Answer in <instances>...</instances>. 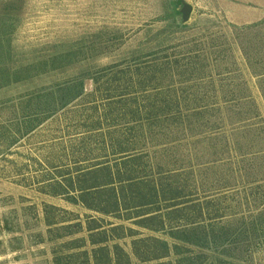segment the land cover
<instances>
[{
  "label": "rangeland",
  "instance_id": "obj_1",
  "mask_svg": "<svg viewBox=\"0 0 264 264\" xmlns=\"http://www.w3.org/2000/svg\"><path fill=\"white\" fill-rule=\"evenodd\" d=\"M183 4L191 7L186 23L181 15ZM218 44L222 45L219 50L224 57L214 62V58L222 57L213 50ZM159 46H177L179 58H186L196 46L198 50L202 48L212 74L188 79V74H181L183 68L155 75L142 70L134 75L135 90L139 89L138 81L149 82L155 76L153 85L160 84L164 98L170 93L166 92L167 86L175 91L169 101L215 104V116H206L205 121L211 120L228 131L231 122L249 119V128L243 134L248 132L257 138L246 139L243 135L240 140L243 152L264 150V0H0V264H54L55 252L76 240H84L83 247L75 251L63 247V254L87 252L89 263L94 264L92 252L97 246L91 245L88 232L92 219L101 226L99 232L107 233L108 243L101 247L109 249L112 264L117 262L115 245L127 254L129 264H156L135 258L132 244L134 240L166 239L165 236L140 229L135 220L93 213L65 195H54L52 186L58 175L73 168L71 160L75 156L71 144L76 140V131L65 128L76 122V114L45 123L37 132L24 137L21 104L27 92L54 86L80 74L93 75L109 67L121 70ZM168 55L172 52L161 57ZM64 56L68 60H64L63 70L14 83L15 72L21 67ZM142 58L141 61L149 60ZM226 69L232 74H225ZM85 82L86 92H93V83ZM230 91L237 98L242 95L243 103L226 106L224 94ZM143 98L137 102L149 103ZM192 141H187L190 144L187 149L199 152L216 149L226 160L217 166L214 175L198 172L207 168L195 169L197 183L203 179L214 183L215 188L216 184L236 186L226 203L239 212H247L248 208L255 212L257 188L261 185L264 190V183L252 185L251 181L264 178V156L256 158L252 170L244 159L242 164L234 155L231 161L226 156L236 153L233 136L221 137L210 147L204 144L191 147ZM117 227L124 230L112 232ZM130 230L137 234L128 237ZM60 236L61 239H56ZM169 259L175 264L174 256ZM169 259L162 263L167 264ZM84 260L80 258L78 263ZM228 261L264 264V238L258 241L250 236L243 243V256ZM207 262L219 261L210 258Z\"/></svg>",
  "mask_w": 264,
  "mask_h": 264
},
{
  "label": "trees",
  "instance_id": "obj_2",
  "mask_svg": "<svg viewBox=\"0 0 264 264\" xmlns=\"http://www.w3.org/2000/svg\"><path fill=\"white\" fill-rule=\"evenodd\" d=\"M220 46H213V50L222 56L221 59L220 56L214 58V62L224 57ZM177 49V46H159L143 57L149 58L148 61H141L142 57L138 56L121 70L109 67L93 75L80 74L54 86L25 93L21 104L23 136L34 134L45 123L62 119V116L66 119V114H76V122L65 128L76 131V140L71 144L75 156L71 160L73 168L58 175L52 186L53 193L67 196L72 203L81 204L90 212L117 220L123 217L125 221L135 220L140 229L165 236L166 239L133 241V254L140 262L166 264L162 261L174 256L175 264H208L210 258L218 260V264H234L228 259L243 256L244 241L250 236L258 241L264 238L263 187L257 188L255 212L249 208L247 212L235 210L226 199L228 194L236 191V186L216 184L217 189L214 183L202 179L199 184L194 177L195 169L200 167L207 169L198 172L216 174L217 166L226 160L216 149L191 151L187 149L190 146L187 141L195 140L191 147L203 144L210 147L221 137L233 136L236 153L226 156L231 161L234 155V159L242 164L244 159L252 170V163L257 157L264 156V150L243 152L240 141L243 135L246 139L257 138L248 132L243 134L249 128V119L231 122L228 131L211 120L205 121L206 116H215V104L169 101L170 94L175 91L167 86L166 92L170 93L164 98L160 84L153 85L155 76L150 77L149 82L138 81L139 89L135 90L134 75L142 70L155 75L170 72L172 68H183L181 74H188V79L194 75L212 74L202 48L190 49L186 58H179L181 54L176 52ZM168 51L172 55L162 58L161 55ZM64 60H68V56L23 66L16 70L14 83L63 70L66 68ZM224 71L231 73L227 69ZM3 74L7 75V70ZM85 81L93 83V92H86ZM140 97L149 103L137 102ZM243 99L242 95L237 98L236 93L230 91L224 94L223 103L226 106L240 104ZM78 108L82 110L78 111ZM251 182L252 185L264 183V178ZM207 189L208 192H204ZM52 225L48 224L49 227ZM89 225L90 243L97 246L92 252L94 264H112L109 249L101 247L108 243L107 233L99 232L101 226L95 219ZM123 230V227H117L112 232ZM131 234L137 233L130 230L128 237ZM83 242L76 240L63 247L75 251L83 247ZM63 247L55 252L54 264H90L87 252L63 254ZM114 252L116 264H129V257L121 247L115 245ZM80 258L85 260L78 263ZM167 264H172L170 259Z\"/></svg>",
  "mask_w": 264,
  "mask_h": 264
},
{
  "label": "water",
  "instance_id": "obj_3",
  "mask_svg": "<svg viewBox=\"0 0 264 264\" xmlns=\"http://www.w3.org/2000/svg\"><path fill=\"white\" fill-rule=\"evenodd\" d=\"M190 13L191 7L187 4H183V8L181 9V15L184 23L188 22Z\"/></svg>",
  "mask_w": 264,
  "mask_h": 264
}]
</instances>
